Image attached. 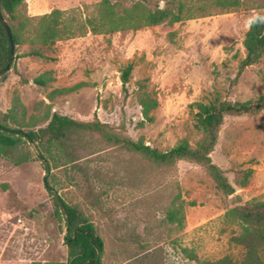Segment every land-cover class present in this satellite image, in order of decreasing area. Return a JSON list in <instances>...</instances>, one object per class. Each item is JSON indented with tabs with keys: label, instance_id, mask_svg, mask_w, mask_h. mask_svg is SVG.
I'll list each match as a JSON object with an SVG mask.
<instances>
[{
	"label": "rangeland",
	"instance_id": "374dc122",
	"mask_svg": "<svg viewBox=\"0 0 264 264\" xmlns=\"http://www.w3.org/2000/svg\"><path fill=\"white\" fill-rule=\"evenodd\" d=\"M109 1L116 14L135 3ZM142 1L151 9L181 3L183 19L175 26L110 32L102 0H24L19 18L33 20L20 31L24 43L14 46L10 69L0 79V120L12 109L8 116L27 131L45 126L53 113L98 119L118 134L166 151L183 139L192 146L203 139L194 127L196 103H241L264 95V51L239 72L244 34L256 15L264 18V0ZM53 11L69 37L50 46L33 42L38 19ZM31 50L48 59L26 56ZM129 64L124 91L120 76ZM45 73L44 86L33 82ZM144 92L157 100L150 119L139 105ZM25 150L30 159L20 165L0 156V264L67 261L64 216L56 218L44 178L93 224L103 240V264L237 258L242 251L232 238L241 227L226 213L238 202L264 200V108L227 115L219 129L210 158L234 186L230 196L201 165L155 167L96 137L75 136L67 148L53 149L55 163L40 159L30 143L20 144L14 155ZM246 172L250 176L241 186Z\"/></svg>",
	"mask_w": 264,
	"mask_h": 264
},
{
	"label": "trees",
	"instance_id": "16d2710c",
	"mask_svg": "<svg viewBox=\"0 0 264 264\" xmlns=\"http://www.w3.org/2000/svg\"><path fill=\"white\" fill-rule=\"evenodd\" d=\"M24 0H0V9L3 18L10 28L14 46L24 43L20 31L23 27L32 22V18L21 20L18 9ZM105 9V27L107 31H116L125 27L137 29L144 25L158 26L167 24L175 26L183 19V5L180 3L174 9L165 4L163 8L158 5L154 9L149 8L142 0H135L130 9H124L116 14L114 7L109 0H102ZM58 11H53L49 15H44L38 19V27L35 29L34 41L42 45H52L56 41L69 37V32L62 31L58 21ZM245 49V57L239 64V72L246 66L256 63L264 51V18L256 15L250 22L242 41ZM26 56H35L48 59L38 50H31ZM11 59L10 44L6 31L0 22V71L5 68ZM132 65H127L121 72L122 88L126 91ZM5 73V72H4ZM4 73L0 74L3 79ZM48 73L35 79L33 82L39 86H44L47 82ZM16 102V101H15ZM139 105L143 116L147 119L151 110L157 107V100L148 93H143L139 97ZM16 106V104H15ZM194 114V127L203 134V139L195 146L190 145L186 140H180L174 147L166 151H159L142 142L134 141L128 136L116 133L108 124L100 122L98 119L92 121L74 120L68 116L53 113L43 127L36 130L23 131L24 134H10L0 130V156L9 159L13 164L20 165L30 159V152L23 151L19 156H15L14 151L20 144H28V139L36 145L38 157L47 161L56 162L53 149L67 148L68 142H72L76 137H96L101 143L140 156L143 160L155 167H170L178 161H188L204 167L208 175L213 180L215 186L226 196L233 195L234 186L229 182L225 172L215 165L210 153L213 151L218 137V132L227 115L256 114L264 108V95L253 101L230 102L215 99L208 103H196ZM12 109L6 114H1L0 126L13 129L10 121L18 126L16 130H21V122L12 116ZM250 172H246L240 180V185L244 186ZM54 199L55 215L60 219V208ZM236 199L239 200L237 197ZM63 201V200H62ZM68 218V230L66 245L68 259L61 264H103V240L97 234L93 224L87 220L75 207L63 201ZM226 215L240 225L241 231L232 238L235 245L241 248V254L237 258L224 256L216 260H204L196 264H263L264 254V200H249L244 203H236Z\"/></svg>",
	"mask_w": 264,
	"mask_h": 264
},
{
	"label": "water",
	"instance_id": "95a60500",
	"mask_svg": "<svg viewBox=\"0 0 264 264\" xmlns=\"http://www.w3.org/2000/svg\"><path fill=\"white\" fill-rule=\"evenodd\" d=\"M0 22L2 23L5 31H6V34H7V37L9 39V44H10V55H11V59L10 61L8 62V64L5 66V68H3L1 71H0V74L8 71L10 69V66H11V62L13 60V56H14V44H13V41H12V36H11V32H10V28L9 26L7 25L6 21L4 20L2 14H1V9H0ZM0 130L6 132V133H10V134H24V132L22 130H15V129H9V128H5V127H2L0 126ZM28 142L32 145V147L34 148V150L37 152L36 150V147H35V144L33 142H31L30 139H28ZM37 154L39 155V153L37 152ZM45 162V160H43ZM45 167H46V174L49 173V166L45 163ZM44 182V185L45 187L47 188V190L49 192H52L53 194V197L55 198L63 216H64V222H65V232H67L68 230V218H67V214H66V211H65V207L63 205V201L62 199L60 198L59 194L55 191H53V189L48 186L47 184V180L46 178H44L43 180Z\"/></svg>",
	"mask_w": 264,
	"mask_h": 264
}]
</instances>
